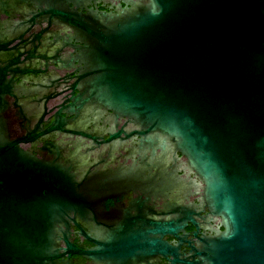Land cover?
I'll return each mask as SVG.
<instances>
[{"label": "water", "instance_id": "95a60500", "mask_svg": "<svg viewBox=\"0 0 264 264\" xmlns=\"http://www.w3.org/2000/svg\"><path fill=\"white\" fill-rule=\"evenodd\" d=\"M48 11L72 23L83 43L84 87L68 110L88 105L127 117L141 146L179 151L200 180L224 229L192 247L196 263L264 264V0H134L113 12ZM12 83L0 69V264H64L66 252L84 255L69 241L75 218L68 212L81 211L69 199L75 176L11 136ZM61 111L56 125L64 123ZM192 213L185 209L183 224ZM181 226L170 220L167 229ZM103 252L97 246L87 255Z\"/></svg>", "mask_w": 264, "mask_h": 264}, {"label": "flooded vegetation", "instance_id": "af4514ba", "mask_svg": "<svg viewBox=\"0 0 264 264\" xmlns=\"http://www.w3.org/2000/svg\"><path fill=\"white\" fill-rule=\"evenodd\" d=\"M133 1L0 0V69L13 81L6 110L10 134L38 158L71 167L75 176L69 199L81 211L68 212L75 218L69 241L84 255L66 252L64 264H199L192 247L224 229L179 151L153 153L141 146L128 118L111 110H68L76 108L73 96L84 87L83 43L72 23L48 10L113 12ZM60 109L64 123L56 125ZM185 209L195 213L183 224ZM170 220L182 226L170 233ZM57 245L62 252L63 241ZM97 246L104 249L99 258L88 256Z\"/></svg>", "mask_w": 264, "mask_h": 264}]
</instances>
